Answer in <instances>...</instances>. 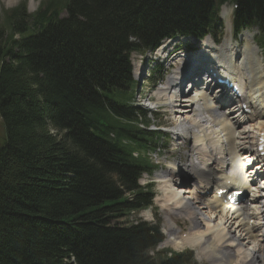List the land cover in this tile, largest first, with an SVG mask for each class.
<instances>
[{
    "label": "trees",
    "instance_id": "trees-1",
    "mask_svg": "<svg viewBox=\"0 0 264 264\" xmlns=\"http://www.w3.org/2000/svg\"><path fill=\"white\" fill-rule=\"evenodd\" d=\"M25 3L0 19V264H190L149 257L155 228L112 225L149 203L133 155L149 133L119 90L130 51L203 29L212 0H48L31 18ZM234 21H264V0Z\"/></svg>",
    "mask_w": 264,
    "mask_h": 264
},
{
    "label": "bare ground",
    "instance_id": "bare-ground-1",
    "mask_svg": "<svg viewBox=\"0 0 264 264\" xmlns=\"http://www.w3.org/2000/svg\"><path fill=\"white\" fill-rule=\"evenodd\" d=\"M222 14L224 16L227 13L223 11ZM242 36L250 37L248 33ZM172 44H164L158 54L163 55L164 49L174 52L176 46L168 49ZM212 44L208 38L201 42L204 63L215 61L226 72L228 69L237 70L239 76L236 79L246 91L255 111L250 107V113L245 114L244 118L226 111L222 105L224 100L208 92L211 89L209 82L187 83V86L204 84L206 87L195 91L192 98L194 102L191 104L185 98L179 105L174 100L176 98L173 91L178 85V76L169 77L164 87L157 90L156 103L171 107L170 112L174 119L179 116L177 118L180 121L174 123L173 136L182 140L181 131H190V144L194 149L195 161L188 166L197 170L196 177L189 178L183 169L184 165L180 163L182 166L179 168V165L170 162L167 170L155 176V185L158 183L161 188L159 195L162 198L158 203L162 210L186 218L192 225L186 238H179L175 222L167 218L168 238L165 244L175 249L184 246L193 248L198 252L200 260L207 264H264V239L255 238L257 241L253 242L249 228L242 223L238 224L235 219L225 218L210 222L211 217L205 216L206 212L199 198L204 195L200 191H217L218 184H224L226 179L231 180L239 189L249 190L256 187L245 176V166L248 164L241 163V159L245 157L253 158L258 163V173H261L264 166V161L257 157L255 150L259 140L264 142V63L257 55V48L248 42L235 50L227 40L219 46ZM139 70L140 67L136 66L135 75ZM243 98H239L240 104ZM173 103H176V107H173ZM243 121L249 124L240 132L241 127L247 124L240 127ZM243 135H252L255 144L249 145V141L245 140L251 138H243ZM242 140L245 142L241 143ZM249 147L254 149L251 151ZM252 178V181L256 180V177ZM260 188L255 194L257 197L264 196V182ZM261 199L264 200V197ZM260 209L257 213L258 221L251 227L253 230L264 228V205ZM232 259L234 260L231 261Z\"/></svg>",
    "mask_w": 264,
    "mask_h": 264
},
{
    "label": "rangeland",
    "instance_id": "rangeland-1",
    "mask_svg": "<svg viewBox=\"0 0 264 264\" xmlns=\"http://www.w3.org/2000/svg\"><path fill=\"white\" fill-rule=\"evenodd\" d=\"M23 1L24 0H0V13L2 12V9H4V10L13 9V8L19 6L20 3L23 2ZM45 1H47V0H27L26 13L29 12L31 14H34L38 10L40 5L42 3H44ZM225 7H226L225 10L228 11V14L223 17L224 21L222 20L223 21V27H222V30H221L222 36L225 35L228 32V30H229L230 19L232 18V12H233V9H232L231 6L227 5ZM220 12L222 13V9H221ZM0 17H2V15H0ZM61 17L63 18V17H65V15L62 13ZM251 33L254 34V32H252V31H251ZM250 38H251V36H250ZM232 44L234 46H238V47H240V45H241V43L239 41H234V40L232 41ZM253 45H255L257 47L258 55L261 57V59H262V61L264 63V56H263V53H262L261 49H259V47L257 46L256 43H253ZM169 46L170 47L168 49H172V48H174V46H177L176 47L177 50H183L184 48H187L188 45H186L185 41H181V42H175L174 44L169 45ZM195 46L197 47L196 50L194 52H190L189 54H194V53L198 54V53L201 52V49H200L199 45H195ZM156 53L158 54V52H156ZM136 56L137 55H132V57H131V62L133 64V69H134L135 64L139 61V58L136 57ZM154 56H155V54H151V55L147 54L146 55V57L144 59V63L146 61L148 63H147V66H146L145 76L143 77V79L140 80L139 84L136 87L135 103L138 106H146L147 107V108L145 107L146 109H148V107L149 108L153 107V105H151V104L147 103L145 100L141 99L142 96L144 95V93L150 89L149 88L150 82L148 80V77L150 75V71L153 68H155V70L153 71L154 74L152 76V77H154L156 75L157 71L160 70V68H158V67L156 68V66L159 65L161 60L160 61L152 60ZM181 63H182V60L180 58H178V57H175V59L173 61L169 60L168 62H166V64H164V69L166 70V76H165V80L158 87V89L162 88L166 84L167 78L171 76L170 71L167 69L168 68V64H173L174 65L173 67L175 69H177ZM155 94L156 93L152 94L153 100L155 98ZM154 105H156V103ZM163 108H165V107H162L160 110H157L156 113L152 112V110L150 109L149 111L151 112V114L149 115V117L151 116L152 118L155 119L154 120L155 123H156L155 127H157V128L164 127V128H161V129H163L165 131H171V130H173V127H172V123L173 122L170 120V118H171L170 115L168 113H165L166 109H163ZM176 118H177V116H176ZM244 123H247V124L244 125V127H241V125H243ZM248 124H249V122H246V121L241 122V124H240V127H241L240 132H242L244 129H246ZM153 128L154 127L151 126V129H153ZM1 137H2V133H1V127H0V140H1ZM246 137H250L251 138L250 140H245V141H249V143H248L249 145L250 144H253V145L255 144V139H254V137L252 135L251 136L250 135H245V136L243 135V138H246ZM175 138H176V141H179V142L174 141V139L172 137L167 138L165 136H161V139L159 140V143H158L159 146L161 148H164V149H162L161 156L158 157V160L162 163V165H164V167L167 166V162L170 161V160H175L176 162H179L178 164L175 163L176 165H179V168H181V166H182L181 164L188 165V164H190L191 161L194 160V149L192 148V146H191V149L193 151L190 149L189 145H186V144L183 145L182 142L180 141L181 140L180 138H178V137H175ZM240 138H241V136H239V143H240ZM245 141L242 140L241 143H244ZM249 148L252 151L253 147H249ZM152 158L154 160H157V157L155 155H152ZM180 162H181V164H180ZM241 163L245 164L247 162H246V160H243V161H241ZM165 170H167V169H165ZM160 172H157V173L160 174ZM249 172H252V169H248L247 170V174H250ZM157 173H156V175H157ZM154 180H155L154 176L151 177V181H154ZM155 182H156V180H155ZM144 183H145V181H141L142 185ZM156 186H157V190H159V193L157 195L155 192L152 191V194L154 196V200H153V209L151 210V216L149 218H144V217H142V214L144 212H142L140 215H135V216L133 215L134 217L132 216V218L133 219L139 218V219H142V220H147L149 222H158L159 224L162 225V228H167L166 227V213H169V216L176 222V224H177L176 227L177 226L179 227V231L177 229V233H178L179 237H181V234H183V233H190V231H189L190 224L185 218L178 217L175 214L172 215L171 214L172 212H168V211H165V210L162 212V208L160 206V203H158L159 202L158 200H160V198H162V196L159 195V194H161V188H160V185H158V183H156ZM147 213H149V212H146V214ZM164 231H165V229H164ZM213 239H216V238L213 237ZM168 246H171V245H168ZM187 247L184 246V248L175 249L173 247L170 248V247H162V246H160L158 249L159 250L168 249V250H172V251L189 249V250H191L193 252L194 257H195V261H197L199 264H206V263L200 262V260H199L200 257L198 255L197 251L192 250L193 248L190 249V248H187ZM233 260L234 259H232L231 261H233Z\"/></svg>",
    "mask_w": 264,
    "mask_h": 264
}]
</instances>
